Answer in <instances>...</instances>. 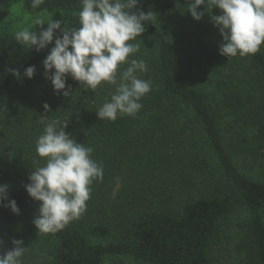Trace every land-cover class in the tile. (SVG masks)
<instances>
[{
    "label": "trees",
    "instance_id": "1",
    "mask_svg": "<svg viewBox=\"0 0 264 264\" xmlns=\"http://www.w3.org/2000/svg\"><path fill=\"white\" fill-rule=\"evenodd\" d=\"M30 3L0 0V184L20 209L16 215L0 207V230L26 228L43 248L40 263L30 250L23 264H104L113 257L264 264V44L255 55L222 56L223 38L211 21L220 9L207 13L202 5L205 14L195 21L185 0H140V10L157 15L137 37L135 57L145 60L140 78L152 89L134 118L98 120L111 86L93 92L67 77L72 94H57L43 67L54 42L36 52L15 40L36 15L79 27L80 0H45L36 10ZM29 66L36 68L32 79L8 71L23 74ZM56 118L69 123L65 131L77 143L94 149L103 179L93 181L78 219L38 233L32 221L39 204L25 185L36 140Z\"/></svg>",
    "mask_w": 264,
    "mask_h": 264
},
{
    "label": "clouds",
    "instance_id": "2",
    "mask_svg": "<svg viewBox=\"0 0 264 264\" xmlns=\"http://www.w3.org/2000/svg\"><path fill=\"white\" fill-rule=\"evenodd\" d=\"M44 2L31 0V9H40ZM139 3L140 0H80L79 27H69L63 19L36 15L32 25L15 33V40L36 52L54 42L43 67L45 78L57 94L65 97L72 94L70 87L66 88L67 77L93 92L107 84L114 91L96 111L98 120L134 118L143 106L140 101L152 89L151 80L140 78L148 67L144 59L135 58L141 47L137 37L146 31V22L157 19L154 12L140 10ZM185 3L195 21H200L205 12L212 13L214 8L221 10L220 15L210 14L223 38L220 55L244 58L260 51L264 44V0H185ZM202 5L205 12L198 11ZM33 25L42 30L39 33L32 30ZM8 71L17 79L22 76L32 79L36 68L29 66L23 74L16 69ZM43 107L46 112L49 110L47 104ZM68 124L59 118L51 119L36 140L37 158L33 160L25 189L39 204L38 215L32 221L38 233L59 232L78 219L86 211L93 181L103 179L102 163L92 158L94 149L77 143L66 133ZM0 207L20 214L16 201L9 200L8 186L3 184H0ZM3 244L0 240V248ZM12 244L11 250L0 255V264H23L26 250L23 241L13 240Z\"/></svg>",
    "mask_w": 264,
    "mask_h": 264
},
{
    "label": "rangeland",
    "instance_id": "3",
    "mask_svg": "<svg viewBox=\"0 0 264 264\" xmlns=\"http://www.w3.org/2000/svg\"><path fill=\"white\" fill-rule=\"evenodd\" d=\"M9 26L11 27V25ZM232 217H234V219L235 217L240 218L238 216V212H236ZM234 223L236 224V220H234ZM233 235L234 232H232V236ZM0 240H3L4 242L3 247L0 248V255L13 248V244H12L13 240H22L23 241L22 246L26 247L22 260L24 257H29L30 250H35V253L39 255L37 262L40 263L42 261L43 248H39V244L28 236L26 232V228H20L15 231L0 230ZM104 264H136V263L128 257H117V258L113 257V258H107L104 261Z\"/></svg>",
    "mask_w": 264,
    "mask_h": 264
}]
</instances>
